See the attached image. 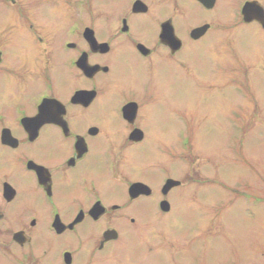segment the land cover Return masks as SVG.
<instances>
[{
  "label": "flooded vegetation",
  "instance_id": "1",
  "mask_svg": "<svg viewBox=\"0 0 264 264\" xmlns=\"http://www.w3.org/2000/svg\"><path fill=\"white\" fill-rule=\"evenodd\" d=\"M210 1L0 0V91L15 86L0 96V264H79L80 252L81 264H111L119 253L110 248L127 242L115 224L140 223L132 204L171 211L182 180L142 177L146 166L160 170L150 129L159 125L162 92L169 121L177 112L174 77L159 76L156 60L177 64L187 41L176 13L189 4L214 11L220 0ZM249 1L264 11L262 0H239L231 25L262 28L242 20ZM212 28L202 21L182 34L198 41ZM115 62L132 70L126 80ZM168 179L181 182L163 189ZM136 183L146 187L130 192Z\"/></svg>",
  "mask_w": 264,
  "mask_h": 264
},
{
  "label": "rangeland",
  "instance_id": "2",
  "mask_svg": "<svg viewBox=\"0 0 264 264\" xmlns=\"http://www.w3.org/2000/svg\"><path fill=\"white\" fill-rule=\"evenodd\" d=\"M238 3L220 0L214 11L189 4L176 13L187 42L177 64L156 60L159 76L174 77L169 100L176 119L169 121L162 92L159 125L150 129L159 138L160 170L146 166L142 177L154 185L166 175L183 183L167 214L153 204L130 206L140 223L115 224L127 242L110 248L119 253L111 264H264V29L231 25ZM202 21L214 24L203 38L183 36L186 25ZM115 64L126 80L132 70ZM77 260L83 262V252Z\"/></svg>",
  "mask_w": 264,
  "mask_h": 264
},
{
  "label": "water",
  "instance_id": "3",
  "mask_svg": "<svg viewBox=\"0 0 264 264\" xmlns=\"http://www.w3.org/2000/svg\"><path fill=\"white\" fill-rule=\"evenodd\" d=\"M210 2L211 3H209V7L212 6L213 0H211ZM241 16L244 22L257 21L261 25V27L264 29V11H263V8L260 7L255 1H249V2L244 3L242 7V11H241ZM208 28H209V24H204L202 26L193 28L190 32V35L192 38L196 39L200 37L201 35H203ZM171 34H172V30H171ZM84 70H88V68H84ZM177 184H179V181L168 179L165 182L163 189L170 188L171 186L177 185ZM138 186L146 187L145 185L140 184V183L132 184L130 187V192L135 191ZM160 207L163 211H166L167 203L162 202Z\"/></svg>",
  "mask_w": 264,
  "mask_h": 264
}]
</instances>
